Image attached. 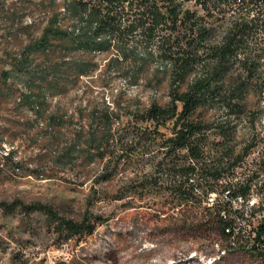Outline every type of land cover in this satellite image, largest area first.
Wrapping results in <instances>:
<instances>
[{
	"label": "trees",
	"instance_id": "1",
	"mask_svg": "<svg viewBox=\"0 0 264 264\" xmlns=\"http://www.w3.org/2000/svg\"><path fill=\"white\" fill-rule=\"evenodd\" d=\"M33 1L43 26L6 54L0 103L31 114L47 134L49 160L28 175L93 166L88 207L79 219L44 203L14 200L0 209L41 211L58 245L78 244L107 221L88 209L100 201L203 211L209 193L247 192L246 181L223 178L256 145L264 169L263 0ZM112 79L156 94L143 102L125 87L113 93ZM71 89L80 93L75 107L53 102ZM64 128L72 133L63 136ZM1 164L23 167L13 149ZM78 180L82 186L87 177ZM217 204L210 214L223 228Z\"/></svg>",
	"mask_w": 264,
	"mask_h": 264
},
{
	"label": "rangeland",
	"instance_id": "2",
	"mask_svg": "<svg viewBox=\"0 0 264 264\" xmlns=\"http://www.w3.org/2000/svg\"><path fill=\"white\" fill-rule=\"evenodd\" d=\"M35 6L33 0H0V70L8 66V52H17L28 39L39 35L44 16ZM13 11L17 12L14 18ZM24 26L27 31L20 28ZM110 84L113 93L125 87L129 95L138 96L143 102L156 94L146 86L126 87L124 80L112 79ZM110 96L111 93H106V100ZM57 100L72 109L80 102V93L71 89L53 102ZM32 118L27 112L18 114L10 102L1 98L0 202L44 203L60 214L79 219L88 207L85 198L94 168L91 165L75 175L56 167L49 179L28 175L27 168L44 167L50 156L45 145L47 134L40 130L42 123L36 126ZM261 122L264 123V114ZM72 130L64 128L63 136H69ZM240 133L241 130L237 135ZM259 133L264 135V127ZM10 149L16 151L22 168L12 170L2 166V156ZM259 150L262 151L260 145L253 147L254 154L225 175L224 181H244L257 168L253 162L255 157L261 158V151L257 154ZM261 173L264 176V171ZM84 175L87 181L81 186L78 179ZM212 197V201L204 203L209 209L203 211H164L160 206L123 208L120 201H100L88 209L107 221L78 244L73 239L61 245L58 244L62 240L54 239L41 211L26 212L19 207L12 212L0 209V264H264L263 255L243 248L233 249L221 225L210 214L217 208V202L225 198L218 191ZM216 243L220 250L226 249L224 254L221 255Z\"/></svg>",
	"mask_w": 264,
	"mask_h": 264
},
{
	"label": "built area",
	"instance_id": "3",
	"mask_svg": "<svg viewBox=\"0 0 264 264\" xmlns=\"http://www.w3.org/2000/svg\"><path fill=\"white\" fill-rule=\"evenodd\" d=\"M260 4L264 7V0ZM251 154L254 152L248 155ZM259 161L260 158L255 157L253 163L257 166L256 170L247 174V179L242 181L247 182V192L237 191L232 194L224 191L222 194L225 200L219 202L221 204L219 217L223 222L222 232L228 238L231 246L264 248V176L261 173L264 169H259ZM213 195L215 193H209L207 201H212ZM216 247L219 248V252L226 250L224 248L220 250L217 243Z\"/></svg>",
	"mask_w": 264,
	"mask_h": 264
},
{
	"label": "bare ground",
	"instance_id": "4",
	"mask_svg": "<svg viewBox=\"0 0 264 264\" xmlns=\"http://www.w3.org/2000/svg\"><path fill=\"white\" fill-rule=\"evenodd\" d=\"M232 247H238V246H232ZM240 247H244L245 249H248V250H250L252 252H256L258 254L264 253V248L263 247H255V246H240ZM217 249L219 250V248H217ZM225 252H226V250L220 251L221 255L224 254Z\"/></svg>",
	"mask_w": 264,
	"mask_h": 264
}]
</instances>
